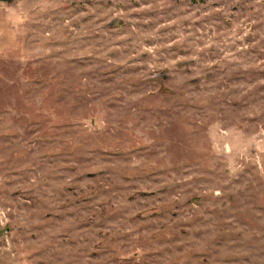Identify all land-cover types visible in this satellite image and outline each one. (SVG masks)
<instances>
[{
    "label": "rangeland",
    "instance_id": "rangeland-1",
    "mask_svg": "<svg viewBox=\"0 0 264 264\" xmlns=\"http://www.w3.org/2000/svg\"><path fill=\"white\" fill-rule=\"evenodd\" d=\"M0 264H264V0L0 2Z\"/></svg>",
    "mask_w": 264,
    "mask_h": 264
},
{
    "label": "trees",
    "instance_id": "trees-1",
    "mask_svg": "<svg viewBox=\"0 0 264 264\" xmlns=\"http://www.w3.org/2000/svg\"><path fill=\"white\" fill-rule=\"evenodd\" d=\"M15 0H0V2H13Z\"/></svg>",
    "mask_w": 264,
    "mask_h": 264
}]
</instances>
